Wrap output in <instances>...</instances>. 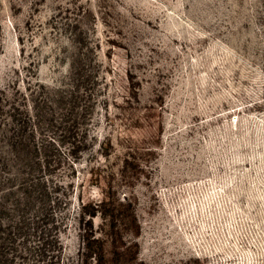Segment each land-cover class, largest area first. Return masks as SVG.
Listing matches in <instances>:
<instances>
[{
  "label": "rangeland",
  "instance_id": "obj_1",
  "mask_svg": "<svg viewBox=\"0 0 264 264\" xmlns=\"http://www.w3.org/2000/svg\"><path fill=\"white\" fill-rule=\"evenodd\" d=\"M0 264H264V0H0Z\"/></svg>",
  "mask_w": 264,
  "mask_h": 264
},
{
  "label": "trees",
  "instance_id": "obj_2",
  "mask_svg": "<svg viewBox=\"0 0 264 264\" xmlns=\"http://www.w3.org/2000/svg\"><path fill=\"white\" fill-rule=\"evenodd\" d=\"M57 243H58V245H59V247L61 249V243H60V239H59V236L58 235H57Z\"/></svg>",
  "mask_w": 264,
  "mask_h": 264
}]
</instances>
